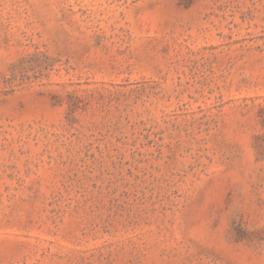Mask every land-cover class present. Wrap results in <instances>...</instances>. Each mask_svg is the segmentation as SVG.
Listing matches in <instances>:
<instances>
[{
	"label": "rangeland",
	"instance_id": "rangeland-1",
	"mask_svg": "<svg viewBox=\"0 0 264 264\" xmlns=\"http://www.w3.org/2000/svg\"><path fill=\"white\" fill-rule=\"evenodd\" d=\"M0 264H264V0H0Z\"/></svg>",
	"mask_w": 264,
	"mask_h": 264
}]
</instances>
